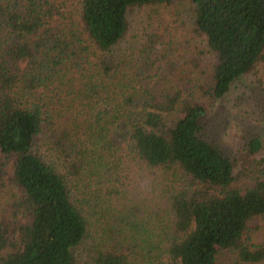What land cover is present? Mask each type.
<instances>
[{
	"label": "trees",
	"instance_id": "trees-1",
	"mask_svg": "<svg viewBox=\"0 0 264 264\" xmlns=\"http://www.w3.org/2000/svg\"><path fill=\"white\" fill-rule=\"evenodd\" d=\"M173 1L0 0V264H80L90 229L84 264H218L221 250L264 264L247 236L264 219L263 139L246 141L238 187L203 122L264 57V0H186L215 58L201 80L159 25L122 43L133 8Z\"/></svg>",
	"mask_w": 264,
	"mask_h": 264
},
{
	"label": "rangeland",
	"instance_id": "rangeland-1",
	"mask_svg": "<svg viewBox=\"0 0 264 264\" xmlns=\"http://www.w3.org/2000/svg\"><path fill=\"white\" fill-rule=\"evenodd\" d=\"M73 12L77 0H60ZM128 31L123 44L130 42L136 35L148 29L149 26L159 25L177 39L181 52H187L188 57L196 61L197 67L192 78L201 80L211 69L215 58L206 48L203 37L193 31L190 5L186 0H176L169 4L147 5L133 8L128 15ZM188 60V59H187ZM264 86V57L247 73L236 78L228 91L212 104L206 105L208 112L204 118L207 135L227 156L232 164L238 187H245L251 181L250 155L245 150L246 141L254 135H261L264 145V103L260 88ZM264 149L257 156L263 155ZM147 178L139 171L132 174L130 187L132 193L144 195ZM139 191V192H137ZM88 231L86 239L76 249V259L80 264L86 261V255L92 237ZM247 236L253 244L264 245V219L253 218L247 223ZM94 242V241H93ZM218 264H247L238 262L232 255L221 250Z\"/></svg>",
	"mask_w": 264,
	"mask_h": 264
}]
</instances>
